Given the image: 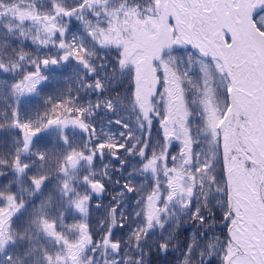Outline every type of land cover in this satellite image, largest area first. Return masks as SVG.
<instances>
[{"label":"snow or ice","instance_id":"6c2138e0","mask_svg":"<svg viewBox=\"0 0 264 264\" xmlns=\"http://www.w3.org/2000/svg\"><path fill=\"white\" fill-rule=\"evenodd\" d=\"M0 74V264H264V0H0Z\"/></svg>","mask_w":264,"mask_h":264},{"label":"rangeland","instance_id":"374dc122","mask_svg":"<svg viewBox=\"0 0 264 264\" xmlns=\"http://www.w3.org/2000/svg\"><path fill=\"white\" fill-rule=\"evenodd\" d=\"M25 44L27 45L26 47H24V50H25V51H27V52H29V53H32V51H34V52L36 51L37 46L34 45V44H32V42H31L30 40H29V41H26ZM42 71H45L46 74H48V75L51 77V79H50L48 82H46L44 85L41 86L42 88H44V87H46V86H49V85L52 84V83H55L56 80H57V78L61 75L60 72H58V71H56V70H53L52 68H50V69H48V70H43V69H42ZM61 72H63L64 74L67 73V75L70 74V73H69V70H67V69H62ZM5 76H6V75H5ZM4 78L6 79L7 77H4ZM38 98H39V97H27V98H25V101H24V103L22 104V107H23L24 109H26L27 111L31 112L33 109L39 107V101H38ZM154 126H155V125H154ZM154 126H153V127H154ZM115 128H116L115 126L112 127V128H111V126H104V131H105V133H109V134H110V133H111V132H110L111 129L113 130V132L116 131ZM155 128H156V126H155ZM155 128H154V129H155ZM156 131H157V128H156ZM153 132H154V130H153ZM153 132H152V135H153ZM153 137H154V136H153ZM176 146H177L176 149H178V147H179L178 143L176 144ZM2 182H3V180H2ZM109 192H110V194H114V193H111V189H109ZM98 215H99V213H93V216H92V220H93V222H94L95 218H96Z\"/></svg>","mask_w":264,"mask_h":264},{"label":"trees","instance_id":"16d2710c","mask_svg":"<svg viewBox=\"0 0 264 264\" xmlns=\"http://www.w3.org/2000/svg\"><path fill=\"white\" fill-rule=\"evenodd\" d=\"M34 52V51H32ZM61 75L57 78L56 82L55 83H52L50 84L49 86H46L44 88H42V92H41V97L38 98V101H39V105L41 103V98L44 97V96H51V95H55L57 89H60L64 86V79L66 78L67 76V73L64 74L63 72H61ZM6 77L5 75L3 74H0V80H4ZM11 101L8 100L6 97H0V108H3L5 106V104H10ZM114 127V126H111V128ZM155 126L153 127L152 129V132H153V136L156 137L157 136V131H156V128ZM116 129V128H115ZM110 132H113V130L111 129ZM177 147V146H176ZM177 150L176 148L173 149V151ZM144 183H147V181H145ZM190 231L189 232H185L184 233V236L181 237V239L183 240L185 236H188L190 235Z\"/></svg>","mask_w":264,"mask_h":264},{"label":"water","instance_id":"95a60500","mask_svg":"<svg viewBox=\"0 0 264 264\" xmlns=\"http://www.w3.org/2000/svg\"><path fill=\"white\" fill-rule=\"evenodd\" d=\"M53 69H55V66H52ZM55 70H60V69H55Z\"/></svg>","mask_w":264,"mask_h":264}]
</instances>
